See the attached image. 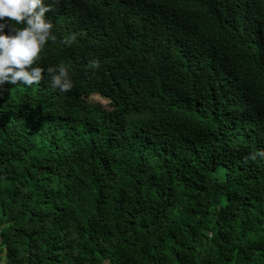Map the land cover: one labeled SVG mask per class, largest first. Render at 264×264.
<instances>
[{"label":"trees","instance_id":"obj_1","mask_svg":"<svg viewBox=\"0 0 264 264\" xmlns=\"http://www.w3.org/2000/svg\"><path fill=\"white\" fill-rule=\"evenodd\" d=\"M45 17L35 64L73 87L0 85L7 264H264V0H60Z\"/></svg>","mask_w":264,"mask_h":264},{"label":"clouds","instance_id":"obj_2","mask_svg":"<svg viewBox=\"0 0 264 264\" xmlns=\"http://www.w3.org/2000/svg\"><path fill=\"white\" fill-rule=\"evenodd\" d=\"M60 0H0V85L32 86L38 84L42 74H47L50 87L60 93L73 87L69 68L63 63L42 68L35 62L45 45L56 39L53 25L45 13L53 10ZM7 18V19H5ZM7 29V32L5 31ZM74 37L69 36L65 43ZM87 67L96 69L98 62L92 59ZM264 159V151L258 150L249 158ZM0 264H7L6 256L0 254Z\"/></svg>","mask_w":264,"mask_h":264},{"label":"rangeland","instance_id":"obj_3","mask_svg":"<svg viewBox=\"0 0 264 264\" xmlns=\"http://www.w3.org/2000/svg\"><path fill=\"white\" fill-rule=\"evenodd\" d=\"M85 99L87 101L98 102V103L102 104L103 107H105L108 110H111L113 108V104L108 99H105V98L97 96V95H89V96L85 97Z\"/></svg>","mask_w":264,"mask_h":264}]
</instances>
